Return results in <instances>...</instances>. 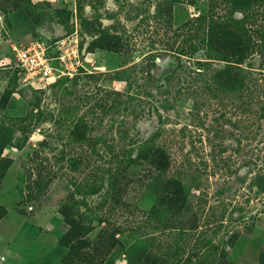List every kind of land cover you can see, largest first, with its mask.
I'll list each match as a JSON object with an SVG mask.
<instances>
[{"label":"rangeland","instance_id":"rangeland-1","mask_svg":"<svg viewBox=\"0 0 264 264\" xmlns=\"http://www.w3.org/2000/svg\"><path fill=\"white\" fill-rule=\"evenodd\" d=\"M263 257L264 0H0V264Z\"/></svg>","mask_w":264,"mask_h":264},{"label":"built area","instance_id":"built-area-1","mask_svg":"<svg viewBox=\"0 0 264 264\" xmlns=\"http://www.w3.org/2000/svg\"><path fill=\"white\" fill-rule=\"evenodd\" d=\"M57 53L50 57L48 47L38 41L14 46V64L24 79L37 78L56 81L60 76L73 77L84 67L77 34L59 41Z\"/></svg>","mask_w":264,"mask_h":264},{"label":"trees","instance_id":"trees-1","mask_svg":"<svg viewBox=\"0 0 264 264\" xmlns=\"http://www.w3.org/2000/svg\"><path fill=\"white\" fill-rule=\"evenodd\" d=\"M224 37H230L228 33H223ZM263 264H264V257H263Z\"/></svg>","mask_w":264,"mask_h":264}]
</instances>
